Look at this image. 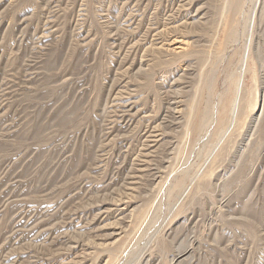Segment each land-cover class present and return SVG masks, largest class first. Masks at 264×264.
<instances>
[{"label": "rangeland", "instance_id": "obj_1", "mask_svg": "<svg viewBox=\"0 0 264 264\" xmlns=\"http://www.w3.org/2000/svg\"><path fill=\"white\" fill-rule=\"evenodd\" d=\"M0 264H264V0H0Z\"/></svg>", "mask_w": 264, "mask_h": 264}]
</instances>
